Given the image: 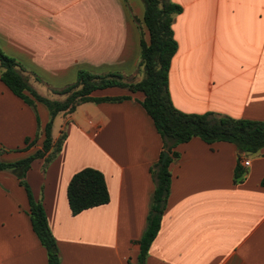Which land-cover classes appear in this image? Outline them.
Instances as JSON below:
<instances>
[{
    "label": "crops",
    "instance_id": "obj_1",
    "mask_svg": "<svg viewBox=\"0 0 264 264\" xmlns=\"http://www.w3.org/2000/svg\"><path fill=\"white\" fill-rule=\"evenodd\" d=\"M176 50L167 72L171 104L185 113L264 122V0H167ZM141 0H0V50L19 63L41 96L75 79L77 70L118 72L138 81ZM37 77V80L34 78ZM92 97L51 122L60 150L48 163L34 159L23 181L42 204L59 264H136L153 180L149 167L161 139L141 107L143 94L126 88L94 90ZM57 98V97H56ZM48 119L46 107L22 102L0 81L2 161L40 148L42 135L24 151ZM169 162V190L159 229L144 264H264V147L239 154L229 142L197 137L177 144ZM248 165L240 182L233 169ZM44 165V166H43ZM90 167L103 175L108 201L72 215L66 199L70 176ZM23 187L0 170V264H46L31 229Z\"/></svg>",
    "mask_w": 264,
    "mask_h": 264
},
{
    "label": "trees",
    "instance_id": "obj_2",
    "mask_svg": "<svg viewBox=\"0 0 264 264\" xmlns=\"http://www.w3.org/2000/svg\"><path fill=\"white\" fill-rule=\"evenodd\" d=\"M141 2L143 5L141 22L147 32V41L142 36L139 37L137 67L142 72V78L138 81H129L118 72L95 74L80 69L77 70L73 82L60 89H51V93L59 98L50 99L39 95L29 84L27 74L19 63L0 50V81L3 85L32 109L35 108V102H39L48 112V119L41 129L36 117V132L33 139L29 141L25 138V146L17 151L27 150L39 133L42 135L40 148L14 161L0 160V170L11 172L23 187L28 204L29 223L39 243L45 249L46 264H59L58 250L47 226L42 204L33 199L22 178L34 159L42 158L45 165L60 150L64 133L61 131L54 141L50 136L51 122L56 114L70 113L77 105L87 101L114 102L126 98L125 96L92 97L91 93L94 90L121 87L130 92H141L143 99L140 105L151 119L162 143L158 160L149 167L153 190L145 229L137 241L136 264H144L149 245L159 229L170 183L167 166L178 157V153L174 150L177 144L187 142L193 137L199 138L206 144L218 141L229 142L237 150V160L240 153L254 155L264 147L263 121L216 116L212 113H185L171 104L167 90V72L171 57L176 50L171 21L172 15L178 13L180 7L167 0H141ZM34 78L37 80V77ZM164 151L167 156L160 165ZM4 152L7 151L0 148V155ZM243 172L237 161L233 169V182H240ZM259 183L264 186V175ZM66 199L72 215L107 203L108 193L102 173L90 167L74 172L66 185Z\"/></svg>",
    "mask_w": 264,
    "mask_h": 264
},
{
    "label": "rangeland",
    "instance_id": "obj_3",
    "mask_svg": "<svg viewBox=\"0 0 264 264\" xmlns=\"http://www.w3.org/2000/svg\"><path fill=\"white\" fill-rule=\"evenodd\" d=\"M27 80H28V82H29L30 85H32L34 88L37 89L38 93H41V89L38 87V84H34L33 85L34 82L31 79H28L27 78ZM45 96H47L50 99H58L59 98V97H57V95H51V94H48V95H45Z\"/></svg>",
    "mask_w": 264,
    "mask_h": 264
},
{
    "label": "built area",
    "instance_id": "obj_4",
    "mask_svg": "<svg viewBox=\"0 0 264 264\" xmlns=\"http://www.w3.org/2000/svg\"><path fill=\"white\" fill-rule=\"evenodd\" d=\"M248 163H249L248 158H247L246 156H243V157L241 158V160H240V164H241V166L245 167V166L248 165Z\"/></svg>",
    "mask_w": 264,
    "mask_h": 264
},
{
    "label": "water",
    "instance_id": "obj_5",
    "mask_svg": "<svg viewBox=\"0 0 264 264\" xmlns=\"http://www.w3.org/2000/svg\"><path fill=\"white\" fill-rule=\"evenodd\" d=\"M166 156H167V153H166L165 151L162 152V155H161V158H160V162H159L160 165L163 164V162H164Z\"/></svg>",
    "mask_w": 264,
    "mask_h": 264
}]
</instances>
